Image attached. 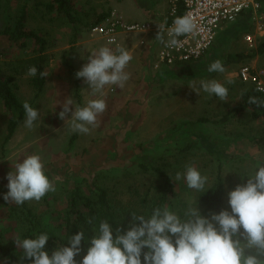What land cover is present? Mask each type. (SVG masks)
I'll return each instance as SVG.
<instances>
[{
	"label": "rangeland",
	"instance_id": "1",
	"mask_svg": "<svg viewBox=\"0 0 264 264\" xmlns=\"http://www.w3.org/2000/svg\"><path fill=\"white\" fill-rule=\"evenodd\" d=\"M46 2H0V29L11 27L18 9L25 5L28 13L25 27L45 39L49 56L45 69L49 75L43 91L36 94L30 86V76L20 74L17 64L19 60L35 55L38 45L33 39L14 42L0 35V79L12 76L19 100L22 103L27 100L40 113L33 129L25 128L23 119L12 137L5 140L9 112L0 103V235L3 239L15 247L13 237L21 235L25 224L23 207L3 198L8 191L7 173L12 170V164L33 153L41 156L45 173L55 184L56 191L47 193L38 202L26 201L24 204L58 236L64 231L63 216L73 189L79 187L89 192L105 187L114 191L125 204L137 203L140 198L137 193L142 192L143 186L157 180L156 174L148 171L151 168L162 169L174 182L177 195L168 205L171 210L183 215L190 202L193 206L197 203L206 217L212 212L203 211L199 200L202 192L189 189L183 179L174 181V177L191 163L207 176L206 187L209 188L219 170L224 184L223 206L231 211L227 193L237 184L247 182L245 174L253 170L257 160L264 162V122L254 117L251 109L226 122L221 118L229 108L241 102L242 93L252 87L239 79V68L248 65L264 69V55L250 57L252 52L242 33L236 26L228 25L219 31L208 55L194 68H178L161 76L163 74L152 69L151 58L146 61L138 58L137 65L132 59L126 69L130 79L125 87L107 86L104 90L107 109L98 117L99 127L89 134H77L71 142L74 133L69 132L58 116L62 110L61 102L72 95L77 103L75 73L87 62L90 52L101 46L115 47L92 34L96 17L115 12L130 23L141 21L144 11H152L158 13L159 21L163 22L168 4L167 0H73L78 18L75 35L73 25L64 17L45 11ZM159 21L153 23L151 19L144 23L156 27ZM143 34L119 33L118 44L134 55L141 49L147 51L148 43L146 49L139 43ZM228 54L246 57L240 62L224 65V73L208 72L212 62L217 59L223 62ZM147 57L148 54L144 60ZM211 78L225 84L229 100L209 97L202 90L198 95L188 85ZM229 80L232 83H228ZM87 87L79 78L82 105L91 98ZM0 264H5L1 256Z\"/></svg>",
	"mask_w": 264,
	"mask_h": 264
},
{
	"label": "clouds",
	"instance_id": "2",
	"mask_svg": "<svg viewBox=\"0 0 264 264\" xmlns=\"http://www.w3.org/2000/svg\"><path fill=\"white\" fill-rule=\"evenodd\" d=\"M157 27L155 39L165 47L174 48L178 46L179 38L193 34L197 25L192 16L183 15L175 17L171 26L157 23ZM107 43L115 44V47L101 46L90 52L87 62L75 73L76 78H82L88 86L86 89L91 98L83 105L77 104L72 95L61 102L62 110L58 116L70 133L89 134L99 127L98 117L107 109L105 88L123 89L130 79L126 69L133 59L131 52L116 44L114 39ZM207 70L209 73L226 71L219 59ZM37 71L35 66H30L27 75L35 77ZM47 75L48 72H40L41 77ZM188 85L198 95L202 90L209 97L229 100L228 88L215 78L200 79ZM247 104L264 107V100L250 96ZM22 107L23 125L31 130L40 119L39 109L27 100ZM245 175L247 182L237 184L227 193L231 211L225 208L206 217L201 214L197 203L193 206L190 202L183 215L167 205L155 207L148 215L131 212L127 230L117 227L115 235L108 220H100L96 226L93 223L95 217H92L87 221L92 225L94 234L91 237L86 238L81 228L70 236L68 246H56L51 255L45 251L49 239L47 233H40L35 238H22L17 234L13 240L17 249L22 250L21 262L28 259L30 264H142V255L143 264H264V162L257 160L253 170ZM181 179L189 189L197 192L204 193L208 189L207 176L191 163L185 165L183 172H176L174 181ZM7 180L8 191L3 198L18 206L26 201L38 202L47 193L56 191L37 153L26 155L12 164ZM82 240H90V246L78 262L74 257L81 252Z\"/></svg>",
	"mask_w": 264,
	"mask_h": 264
},
{
	"label": "trees",
	"instance_id": "3",
	"mask_svg": "<svg viewBox=\"0 0 264 264\" xmlns=\"http://www.w3.org/2000/svg\"><path fill=\"white\" fill-rule=\"evenodd\" d=\"M0 2H2V0H0ZM44 8L47 13H55L56 15L64 17L73 25L75 35H77L78 32L75 27L78 22V18L76 17L73 0H47V2L44 3ZM182 11V7L179 8L178 13L174 15V17L167 14L165 21L167 23L171 22L175 17L180 16ZM27 16V7L22 5L18 9L13 25L11 27L6 26L1 28L0 35H5L9 40L14 42L22 39H33L38 45L37 53L35 55L18 61L17 70L20 74H26L30 66H35L37 68V75L35 77H30L29 83L36 94H39L43 91L46 82V77H41L40 72H46L45 69L49 56L46 52L47 43L45 39L37 33L26 29L25 23ZM106 16H108V13L99 14L92 26L99 24ZM230 25L232 28H234L233 26H236L235 28L238 29L237 31L242 33V36L245 32L250 30L249 25H247L246 21L242 19H239L236 23ZM251 52L252 54L250 57H253L254 55H264V39L258 40L256 47L251 49ZM245 57L246 56L244 54H228L222 63L223 65L235 62L237 63L245 59ZM202 60L203 59L192 63H184L180 66H176V68L161 69L159 72L163 74L161 76H167V72L171 73V71H176L178 68H194L197 64L202 63ZM64 62L69 65L66 60H64ZM16 89V82L12 76L0 79V103L9 112L5 140L12 137L18 124L24 119V110L22 107L23 103L19 100ZM250 96H255L264 100V94L256 91V89L252 86L250 89L242 93L241 102L235 104L227 110L225 115L221 118L222 122H226L230 117L240 114L246 109H251L252 115L254 117L261 118L264 122V107L247 104V100ZM75 97L77 99V103L82 105L78 78L76 81ZM77 134L78 133H74L72 135L71 142L76 138ZM141 168L145 171L148 170V168L144 166H141ZM148 171H153L154 174H156L157 180L143 186L142 192L137 193L140 196L137 203L129 202L128 204H125L114 191H109V189L105 187H97L96 189L89 190V192H84L79 187L73 189L68 196L63 216L64 231L61 236H58L55 232L49 229L45 225V221L39 215L34 213L32 209L27 207L25 204L21 205L23 207L22 211L24 213L23 219L25 224L20 236L22 238H35V236L40 233H47L49 235V239L45 245V251L51 255V252L56 248V246L62 244L64 246H68L67 241L70 236L76 234L81 228L85 231L86 238L87 236L91 237L94 233L92 232V225L88 224L87 221L92 217H95L93 223L96 226H98L100 220H108L114 230V235L117 227L126 231L129 227V221L131 220V212L148 215L155 207H163L165 205L168 206L172 199H174L177 195L174 182L172 181L170 175L160 168H151ZM122 195L123 194L121 193V197ZM223 195V178L218 170L212 185L204 193L199 195L203 211L218 213L224 209ZM89 246L90 240H82L81 252L74 257L78 262L82 260ZM146 250L147 249H145V251ZM21 251L22 250L17 249L16 246L14 247L11 243L5 241L0 235V256L4 260L5 264H30L28 259L21 262ZM141 261L143 264V255L141 256Z\"/></svg>",
	"mask_w": 264,
	"mask_h": 264
},
{
	"label": "built area",
	"instance_id": "4",
	"mask_svg": "<svg viewBox=\"0 0 264 264\" xmlns=\"http://www.w3.org/2000/svg\"><path fill=\"white\" fill-rule=\"evenodd\" d=\"M167 4L169 16L174 17L182 7L180 16H192L197 25L196 31L180 37L178 46L174 48L165 47L158 40L149 44L146 37L150 32L158 31L157 26L144 22L128 23L115 12L109 13L103 21L92 26L91 32L106 42L114 39L116 44L119 33H144L139 43L143 48L148 43V58H151V67L156 71L203 59L213 47L219 31L239 19L249 25L250 30L242 36L249 49L255 48L257 41L264 39V0H167ZM172 22L159 23L171 26ZM237 75L242 82L252 84L256 91L264 94V91L258 90L264 89V69L245 65L239 68Z\"/></svg>",
	"mask_w": 264,
	"mask_h": 264
},
{
	"label": "crops",
	"instance_id": "5",
	"mask_svg": "<svg viewBox=\"0 0 264 264\" xmlns=\"http://www.w3.org/2000/svg\"><path fill=\"white\" fill-rule=\"evenodd\" d=\"M160 17L161 16L158 15V13H155V12L153 13L152 11H144L143 12V16H142V20L138 21V22L143 23V22L151 21V19H152L153 23H155L156 21L160 20ZM149 18H151V19L148 20ZM156 33H157V31H152V32H150L148 34V36L146 35L148 37L149 44H150V41H152V42H156L157 41L155 39ZM146 54H147V51H144L142 49L138 53H136L135 55L132 53V56L134 57L133 58L134 59V61H133L134 65L135 64L137 65L139 63L138 62V58L142 59L143 61L150 60V58H148V57L144 60V56L146 57Z\"/></svg>",
	"mask_w": 264,
	"mask_h": 264
}]
</instances>
